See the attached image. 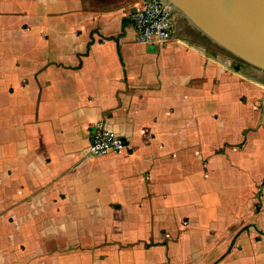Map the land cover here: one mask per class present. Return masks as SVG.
Returning a JSON list of instances; mask_svg holds the SVG:
<instances>
[{"label": "crops", "instance_id": "0c3cea01", "mask_svg": "<svg viewBox=\"0 0 264 264\" xmlns=\"http://www.w3.org/2000/svg\"><path fill=\"white\" fill-rule=\"evenodd\" d=\"M143 1L0 0V264H264V87Z\"/></svg>", "mask_w": 264, "mask_h": 264}, {"label": "water", "instance_id": "95a60500", "mask_svg": "<svg viewBox=\"0 0 264 264\" xmlns=\"http://www.w3.org/2000/svg\"><path fill=\"white\" fill-rule=\"evenodd\" d=\"M210 42L264 72V0H158Z\"/></svg>", "mask_w": 264, "mask_h": 264}, {"label": "built area", "instance_id": "2783aa9c", "mask_svg": "<svg viewBox=\"0 0 264 264\" xmlns=\"http://www.w3.org/2000/svg\"><path fill=\"white\" fill-rule=\"evenodd\" d=\"M175 16V12L167 3L158 0H144L141 7L131 15L137 40L162 45L171 37ZM89 138L86 150L88 157L117 154L128 148L122 136L107 129L101 123L92 125Z\"/></svg>", "mask_w": 264, "mask_h": 264}, {"label": "rangeland", "instance_id": "374dc122", "mask_svg": "<svg viewBox=\"0 0 264 264\" xmlns=\"http://www.w3.org/2000/svg\"><path fill=\"white\" fill-rule=\"evenodd\" d=\"M176 20H178V22H181V23H183V22L186 23V21L183 18H181L179 15H176ZM204 40H206L209 43V41L207 39H204ZM216 48H218L220 50V52L224 56H226L227 58L232 60V68H233V70L237 69L239 71H242V72L248 73L250 75H253L254 78H255V85L259 86V87H262V88L264 87V72L254 68L253 66H251V65H249L247 63L242 62L241 60L237 59L236 57H234L233 55H231L230 53H228L227 51L221 49L218 46H216ZM221 183H222L221 187L215 185V186H213V190H216V188H217V190L220 189L221 192L226 193L228 190L226 189V187L223 186L224 184H226V181L224 183L223 182H221ZM246 192L247 191L241 192L240 193L241 194L240 197H242L244 194H246Z\"/></svg>", "mask_w": 264, "mask_h": 264}]
</instances>
